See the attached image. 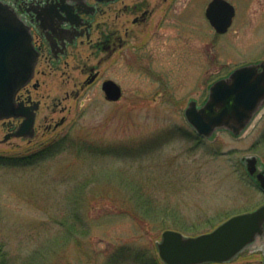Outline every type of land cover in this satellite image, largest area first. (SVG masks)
Listing matches in <instances>:
<instances>
[{
	"label": "rangeland",
	"instance_id": "obj_1",
	"mask_svg": "<svg viewBox=\"0 0 264 264\" xmlns=\"http://www.w3.org/2000/svg\"><path fill=\"white\" fill-rule=\"evenodd\" d=\"M229 1L238 16L224 35L196 16L175 33L155 28L142 52L147 69L132 58L124 77L112 69L122 101L107 102L91 88L68 103L63 128L33 144L3 142L0 123V264H165L158 243L166 230L196 237L264 205L243 163L264 161V140L226 130L201 138L185 117L216 80L264 61V0ZM65 72L44 79L46 93L63 95L84 79ZM82 141L100 154L79 157ZM41 143L45 150L35 155ZM141 182L156 192L149 213L135 192ZM263 263L260 236L221 264Z\"/></svg>",
	"mask_w": 264,
	"mask_h": 264
},
{
	"label": "flooded vegetation",
	"instance_id": "obj_2",
	"mask_svg": "<svg viewBox=\"0 0 264 264\" xmlns=\"http://www.w3.org/2000/svg\"><path fill=\"white\" fill-rule=\"evenodd\" d=\"M213 1L0 0L10 15L27 28L33 49L38 55L33 78L17 93L16 105L21 108L22 116L0 121L6 129L4 138L8 136L9 140L33 144L55 134L67 122L65 113L69 110L68 103L81 100L91 88L100 90L107 102L122 101L123 82L117 75L113 76L112 69H121L124 77L128 73L131 58L133 63L143 62L144 65L146 59L142 52L146 38H151L150 34L154 33L155 28V34L163 28L167 29V26L172 27L175 33L178 23L187 24L196 16V23H203L206 27L210 25L216 34L224 35L215 30L208 15ZM234 7L233 25L238 16V10ZM168 37L174 38L171 34ZM66 69L79 71L84 79L75 83L71 91H64L63 95L46 93L44 79L49 75L65 74ZM109 81L120 86L119 101L108 99L105 85ZM60 114L62 117L56 118ZM31 117L34 125L30 131L25 122ZM248 133L257 136L258 141L264 140V105L237 137ZM258 141L255 145L260 144ZM49 143L53 145L57 141L53 139ZM44 146L42 144L35 155L44 152ZM250 162L256 167L254 175L249 172ZM243 163L250 178L264 192L257 177L259 174L264 176V161L259 156H253L244 159Z\"/></svg>",
	"mask_w": 264,
	"mask_h": 264
},
{
	"label": "water",
	"instance_id": "obj_3",
	"mask_svg": "<svg viewBox=\"0 0 264 264\" xmlns=\"http://www.w3.org/2000/svg\"><path fill=\"white\" fill-rule=\"evenodd\" d=\"M208 15L215 30L225 34L232 26L235 7L226 0H214ZM37 58L29 31L0 2V120L23 114L16 105V97L33 78ZM105 91L109 100H120L121 88L116 82H107ZM263 105L264 62H261L239 67L213 83L207 101L199 107L196 100H191L185 117L196 133L206 139L213 138L220 130L239 136ZM25 125L31 131L33 118H28ZM8 140L7 136L3 142ZM255 168L250 162V174H255ZM257 177L264 189V176ZM263 234L264 205L233 216L213 231L196 237L166 230L158 243V252L165 264L227 263Z\"/></svg>",
	"mask_w": 264,
	"mask_h": 264
},
{
	"label": "trees",
	"instance_id": "obj_4",
	"mask_svg": "<svg viewBox=\"0 0 264 264\" xmlns=\"http://www.w3.org/2000/svg\"><path fill=\"white\" fill-rule=\"evenodd\" d=\"M73 146L76 147L77 145L76 146L73 145ZM79 147H80V150H81L79 152V157H81L83 159L86 157V154L97 153L96 155L98 156L100 154L99 152H101V148L100 147H96L95 146V149H96V151H95V150L91 149L90 147H86V145L84 144L83 141L79 143ZM79 157L77 156V159H79ZM144 182L139 183L142 186H140L137 189H135V192L138 194V196L140 195L139 196V199H140L139 201L143 202V204H142L143 206L142 207H143L144 212L145 213H149V211L151 209H153V206H154L153 202L155 201V199H157V197H155L156 192H155L154 188L151 189L150 186L145 185ZM142 195H143V199H142ZM70 229H72V231L75 230V228H70ZM71 233H73V232H71ZM154 263L158 264L155 261H154Z\"/></svg>",
	"mask_w": 264,
	"mask_h": 264
}]
</instances>
